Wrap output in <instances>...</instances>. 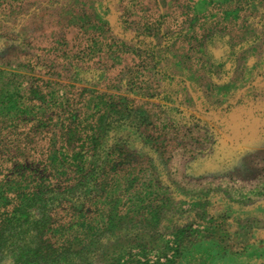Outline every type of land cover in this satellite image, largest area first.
I'll return each instance as SVG.
<instances>
[{"label":"rangeland","instance_id":"obj_1","mask_svg":"<svg viewBox=\"0 0 264 264\" xmlns=\"http://www.w3.org/2000/svg\"><path fill=\"white\" fill-rule=\"evenodd\" d=\"M264 264V0H0V264Z\"/></svg>","mask_w":264,"mask_h":264},{"label":"trees","instance_id":"obj_2","mask_svg":"<svg viewBox=\"0 0 264 264\" xmlns=\"http://www.w3.org/2000/svg\"><path fill=\"white\" fill-rule=\"evenodd\" d=\"M74 257H75V255L72 254V255H71V261H72V264H74V260H75Z\"/></svg>","mask_w":264,"mask_h":264}]
</instances>
